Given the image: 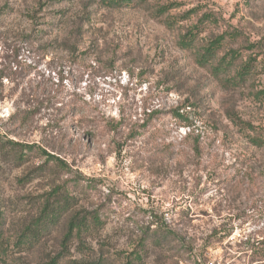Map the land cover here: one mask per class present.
Wrapping results in <instances>:
<instances>
[{"label": "rangeland", "instance_id": "1", "mask_svg": "<svg viewBox=\"0 0 264 264\" xmlns=\"http://www.w3.org/2000/svg\"><path fill=\"white\" fill-rule=\"evenodd\" d=\"M111 1L0 0V264H264V0Z\"/></svg>", "mask_w": 264, "mask_h": 264}, {"label": "trees", "instance_id": "2", "mask_svg": "<svg viewBox=\"0 0 264 264\" xmlns=\"http://www.w3.org/2000/svg\"><path fill=\"white\" fill-rule=\"evenodd\" d=\"M121 0H112L111 3H118ZM223 38V36H219V38H217L214 41H211V43L205 47L203 50L204 52H202L201 54V58L204 61L207 57H209L208 59L211 58V56L213 55V52L215 51V48H217L218 44L220 43L221 39ZM230 60L233 58H229ZM208 61V60H207ZM224 62L228 64L229 62L226 61V59L222 60L221 63L218 66H221ZM216 70H220L219 67H215ZM249 69H251V65L248 63L242 64L239 71L236 73V76L239 79H243L244 75H246L247 73H249ZM235 79V78H234ZM238 79L234 81V83H237ZM179 115V114H178ZM12 145H20L22 147H28L31 148L32 146H24L20 143H15V142H11ZM42 153H44L49 159H55L58 162L62 163L61 160H58V158L52 156L51 154H49L48 152H46L45 150H41ZM23 150L22 148H13L10 152V157H15L16 155H19L20 157H18L20 160L21 158H23ZM45 170H47V164H43L41 166L36 167L33 171L35 175H39L42 172H44ZM70 197L69 195H65L62 192H60V190L58 191L55 190L52 193H50L44 200L43 202V206L42 209L40 210V215L39 218L37 220H35V222H39V224L42 222V220H44V225H48V227L53 224V217H57L62 211H65L69 208V201ZM92 221L94 223V225H99V219L97 216H93ZM85 222H87L86 220V216L84 215H79L78 213L71 215L70 220L68 222V230H67V234L65 235V239H68V236H72L73 231H79L84 225ZM42 225V224H41ZM30 231L29 227H26L25 233ZM34 237V234L32 235ZM30 236V237H32ZM149 239L155 240L157 239V236L153 233L149 234ZM77 264V262H75Z\"/></svg>", "mask_w": 264, "mask_h": 264}]
</instances>
